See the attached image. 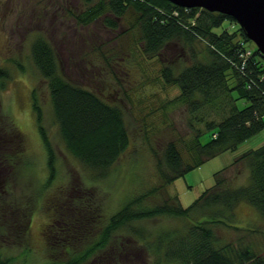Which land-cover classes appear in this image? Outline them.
<instances>
[{"label":"trees","instance_id":"16d2710c","mask_svg":"<svg viewBox=\"0 0 264 264\" xmlns=\"http://www.w3.org/2000/svg\"><path fill=\"white\" fill-rule=\"evenodd\" d=\"M105 9L104 19L113 26L127 11L136 13L144 55L164 57L160 74L179 87L176 100L184 103L189 136H171L163 143H158L156 136L154 144L151 137L146 138L154 170L142 168L135 173L139 162L134 158L129 196L107 220L99 196L93 194V186H86V179L80 187H62V194L54 196L52 205L55 221L45 230L46 264H126L134 257L125 249L142 244L140 238L157 255L156 264L161 263L162 255L166 262L177 264H264V255L252 248L258 243L249 237L260 232L263 235V231L255 224H235L243 203L264 217V143L237 156L232 169L215 172V183L188 206L167 189L189 170L236 149L264 128V55L226 13L188 8L170 0H98L96 6L85 10L86 20ZM75 15L78 20L82 18L79 13ZM172 47L176 51L172 52ZM31 55L46 81L54 120L66 148L86 175L104 180L130 145L124 108L69 79L60 66L55 45L44 36L32 41ZM103 58L108 61V57ZM31 94L51 170L55 156L43 123L42 101L37 88ZM239 99L245 100L241 107ZM0 118V233L3 229L14 233L3 237L1 246H23L24 250L37 198L52 187L54 177L50 171L40 186L26 183L25 171L31 170L32 157L26 152L22 131L7 111ZM159 128H167L164 121ZM144 179L148 182L144 187L133 188L135 182ZM161 216L173 217L177 224L159 226L151 239L150 229L138 222ZM216 226L227 232L225 240ZM243 240L245 245H239Z\"/></svg>","mask_w":264,"mask_h":264},{"label":"rangeland","instance_id":"374dc122","mask_svg":"<svg viewBox=\"0 0 264 264\" xmlns=\"http://www.w3.org/2000/svg\"><path fill=\"white\" fill-rule=\"evenodd\" d=\"M97 2L98 0H0V117L7 111L22 131L26 152L32 157L31 170L25 171L26 183L32 181L36 187L40 186L49 177L50 171L54 177L52 187L44 189L37 198V205L30 219L28 247L24 250L23 246L16 245L4 248L1 246L3 237H11L14 233L6 229L0 233V264L48 262L45 230L55 221L52 205L55 197L62 194V187H80L82 180L86 179V186H93V194L99 196L104 218L107 220L124 205L129 196L134 158L137 157L139 162L135 173L142 168L149 172L154 170L146 138L151 137L154 144L156 136L159 137L158 143H163L171 136H189L184 103L176 100L179 87L166 82L161 76L164 57L147 58L144 55L136 13L127 11L116 26L106 23L104 13L107 9L99 16L86 20L85 10L89 5L96 6ZM77 13L82 15L79 20L75 18ZM41 35L55 45L60 66L69 79L98 92L109 102L118 103L125 110L131 135L130 145L115 162L109 176L102 181L86 175L79 160L66 148L58 123L54 120L46 81L31 55V43ZM252 44L256 46L254 42ZM173 51L176 48L172 47ZM105 56L108 61L104 60ZM34 88H37L42 101L43 123L54 151L55 160L51 170L48 151L32 106L31 91ZM244 101L239 99L237 104L241 107ZM0 121L3 119L0 118ZM163 121L167 127L165 130L159 128ZM2 125L5 123L2 122ZM262 143L264 128L243 141L236 149H229L209 158L178 177L168 185V192L177 194L181 203L188 206L206 187L215 183V172L232 169L237 156ZM147 183V179L135 182L133 188H138V185L144 187ZM21 189L25 191L23 187ZM253 208L240 204V218L235 224L258 225L263 235L260 232L257 233L258 236L249 237L264 245V217L258 215L259 212ZM174 221L173 217L161 216L137 222L150 229L148 235L153 239L156 228L176 225ZM215 230L219 236L222 235L223 240L226 239L224 236L227 232L222 227L216 226ZM232 232L240 231L232 229ZM140 240L142 244L137 242L138 246L131 244L127 248V245H123L134 257L133 260H126V264H156L157 255L151 253L145 239ZM245 240L239 245L244 246ZM257 245L252 248L264 255L262 246ZM162 257L160 264H177L166 262V258ZM83 264L96 263L89 261Z\"/></svg>","mask_w":264,"mask_h":264},{"label":"water","instance_id":"95a60500","mask_svg":"<svg viewBox=\"0 0 264 264\" xmlns=\"http://www.w3.org/2000/svg\"><path fill=\"white\" fill-rule=\"evenodd\" d=\"M180 6H200L235 18L245 35L264 55V0H170Z\"/></svg>","mask_w":264,"mask_h":264},{"label":"bare ground","instance_id":"6f19581e","mask_svg":"<svg viewBox=\"0 0 264 264\" xmlns=\"http://www.w3.org/2000/svg\"><path fill=\"white\" fill-rule=\"evenodd\" d=\"M188 8H189V6H187ZM197 7H200V6H197ZM203 8V7H202ZM240 237V236H239ZM240 238H242V237H240ZM235 239H237V237H235ZM249 241V240H248ZM262 249V251H264V248L262 247L261 248Z\"/></svg>","mask_w":264,"mask_h":264},{"label":"crops","instance_id":"0c3cea01","mask_svg":"<svg viewBox=\"0 0 264 264\" xmlns=\"http://www.w3.org/2000/svg\"><path fill=\"white\" fill-rule=\"evenodd\" d=\"M252 208H253V207H252ZM253 210H255V211H256V209H254V208H253ZM256 212H257V211H256ZM257 213H258V212H257ZM257 213H255V215H256V216H258V215H259V213H258V215H257Z\"/></svg>","mask_w":264,"mask_h":264}]
</instances>
